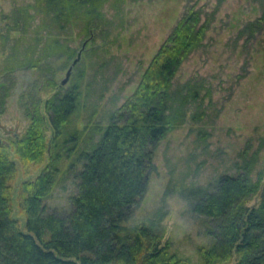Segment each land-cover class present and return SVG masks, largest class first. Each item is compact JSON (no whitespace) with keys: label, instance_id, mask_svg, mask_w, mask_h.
<instances>
[{"label":"trees","instance_id":"16d2710c","mask_svg":"<svg viewBox=\"0 0 264 264\" xmlns=\"http://www.w3.org/2000/svg\"><path fill=\"white\" fill-rule=\"evenodd\" d=\"M128 1L29 0L0 14V73L40 70V88L43 83L59 85L44 100L31 91L25 132L0 141V264H264V167L254 176L264 138L257 147L247 140L234 162L235 171L222 172L205 184L182 185L190 210L205 219L210 236L197 246L200 262L171 248L166 227L157 218L133 226L124 223L147 189L160 141L186 122L196 126L201 140L211 134L205 127V99L212 96V87L200 78L176 81L181 65L205 43L211 27L213 16L206 15L203 6L187 5L134 91L111 109L106 124L70 127L92 83L85 60L89 56V67L101 60L99 72L111 63L114 55L106 56L107 42H116L125 28ZM255 1L261 14L244 28L251 36L264 24V0ZM76 41L81 46L86 41V47L65 86L57 79L55 62L70 64L81 48ZM9 94L10 86L0 79V113ZM85 132L86 147L74 158ZM11 148L28 175L31 165L45 163L35 177L19 184L24 225L14 214L19 165ZM66 157H73L69 169H76V189L70 195L71 209L61 211L48 207L44 199L57 184ZM257 194L259 202L249 204Z\"/></svg>","mask_w":264,"mask_h":264},{"label":"rangeland","instance_id":"374dc122","mask_svg":"<svg viewBox=\"0 0 264 264\" xmlns=\"http://www.w3.org/2000/svg\"><path fill=\"white\" fill-rule=\"evenodd\" d=\"M27 1L0 0V14L10 11L16 3ZM193 2L203 6L205 14L212 15L213 20L205 43L183 62L176 81L194 77L203 79L212 87V96L205 99L209 111L205 127L211 134L205 141L201 140L194 128L196 126L186 122L171 130L160 141L147 189L124 223L133 226L157 218L166 227L165 238L171 241V248L191 255L195 262H200L197 246L209 241L210 236L205 231V219L193 214L181 188L185 183L205 184L222 172L235 171L234 162L247 140H252L253 146L257 147L264 138V24L253 36L250 30L244 29L248 20L261 14L260 8H255L259 3L255 0H222L217 7L218 0H129L124 13L125 28L118 33L116 42H107L110 44L108 51H103L107 57L114 55L111 63L103 65L99 72L101 60L90 67L89 56L85 60L89 70L87 79L92 83L83 99L84 105L78 114L73 115L70 127L82 129L87 122H108L111 109L119 106L134 91L145 67L187 5ZM117 32L115 30L113 35L116 36ZM97 40L102 39L98 37ZM75 45L79 48L81 41H76ZM98 52L100 54L102 51ZM3 56L0 50V67ZM98 58V55L92 56L94 60ZM55 64L57 79H61L69 63L57 60ZM0 79L6 80L10 86L6 109L0 113V136L9 141L15 134H23L30 123L25 105L30 99L29 93L32 91L44 100L59 85L55 87L43 83L44 87L40 88L42 73L32 69H17L11 75L3 74ZM48 134L52 135L50 127ZM87 134L85 132V136L81 137L74 158L86 147L84 137ZM95 136L99 137V134ZM11 150L19 165L14 180V214L24 225L25 213L20 210L17 201L19 184L28 176L35 177L45 163L31 165L32 171L28 175L15 149ZM72 158L66 157L61 163L58 182L44 199L48 207L61 211L71 209L70 195L76 189L73 171L76 169H69ZM74 166L78 169L81 162ZM263 167L264 146L260 150L255 177ZM259 200L260 195L257 194L249 200V204L258 203Z\"/></svg>","mask_w":264,"mask_h":264},{"label":"water","instance_id":"95a60500","mask_svg":"<svg viewBox=\"0 0 264 264\" xmlns=\"http://www.w3.org/2000/svg\"><path fill=\"white\" fill-rule=\"evenodd\" d=\"M85 47H86V41L83 43V45L81 46V48L78 50L76 56L73 58V60L69 64V66H68V68L66 70L65 75L61 78V81L60 82L62 84H66L69 81L70 76H71V73H72V70H73V67L81 59L82 52H83V50H84ZM0 141H2L1 136H0Z\"/></svg>","mask_w":264,"mask_h":264}]
</instances>
